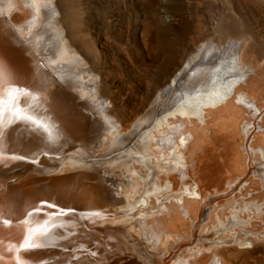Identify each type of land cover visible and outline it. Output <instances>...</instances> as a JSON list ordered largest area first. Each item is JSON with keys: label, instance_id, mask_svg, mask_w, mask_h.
I'll return each mask as SVG.
<instances>
[{"label": "bare ground", "instance_id": "obj_1", "mask_svg": "<svg viewBox=\"0 0 264 264\" xmlns=\"http://www.w3.org/2000/svg\"><path fill=\"white\" fill-rule=\"evenodd\" d=\"M43 1L48 8L47 23H52L46 31L36 25L42 22L39 0H0L11 13L26 16L28 10L34 12L24 21L26 25H14L8 19L2 25L0 20V264H17V260L21 264H152L172 230L162 217L132 213L140 204H149L151 194L160 192L154 179L160 167L153 166V154L146 147L152 142L161 151L166 149L167 156L171 149L170 156L163 154L162 160L185 177L195 170L201 153L194 132L205 131L216 117L234 121L243 112H253L250 121L239 128L242 148L238 153L244 155L242 176L248 169L264 184V113L255 101L262 92L264 58L249 37L230 38L227 29L220 28L217 42L202 43L169 75L168 57L161 67L166 85L147 117L151 128L138 137L136 146L98 159L91 154L92 142L85 136L93 132L90 127L101 122L102 112L110 105L98 72L101 56L96 40L80 24L76 0ZM221 22L225 25L230 20ZM110 121L111 134L120 137L121 126L112 117ZM255 133L261 136L260 146L253 142ZM84 140L89 146L81 149ZM136 165L142 170L137 171ZM110 173L118 178L125 205L114 216L109 214L105 182ZM139 182L144 188L134 208V203H128L127 188ZM197 189L186 188L193 200L199 197ZM179 209L184 232L188 214L183 207ZM255 209L264 222V201ZM121 225L132 227L127 234L134 242L121 233ZM94 226L101 235L93 233ZM69 229L81 247H63L68 244ZM29 234H34L33 243L39 247H22ZM126 237L130 254L124 261L117 256L111 259L112 253L124 248ZM141 238L146 243L157 242L159 248L145 255ZM190 238L191 234L186 242ZM197 243L196 239L193 244ZM78 249L83 252L80 261L70 257ZM204 256V248L188 244L167 261L199 264ZM212 264L223 263L214 257Z\"/></svg>", "mask_w": 264, "mask_h": 264}, {"label": "rangeland", "instance_id": "obj_2", "mask_svg": "<svg viewBox=\"0 0 264 264\" xmlns=\"http://www.w3.org/2000/svg\"><path fill=\"white\" fill-rule=\"evenodd\" d=\"M76 1L80 24L86 25L90 38L96 40L95 48L101 56L98 72L103 83L104 98L110 105L102 112L101 122L90 127L93 132L85 136L89 144L92 142L91 154L98 159H101L100 156L109 159L130 146H136L138 137L151 128L152 124H148L147 117L154 111L152 103L156 95L166 85L167 76L161 67L168 57H171L166 70L169 75L202 43L217 42L219 29L226 28L230 38L249 37L259 47V56L264 58V0ZM37 5L40 6L42 22L36 25L42 26L46 31L52 24L47 23L48 8L43 0H39ZM5 8L0 3L2 25L4 19L10 20L14 25H26L24 21L34 14L33 9L23 16ZM8 12L9 17L5 16ZM224 18H228L232 24H221ZM5 24L12 30L7 21ZM46 34L43 32L42 37ZM259 88L262 92L255 101L264 113V77ZM86 100L88 98L84 97L82 102L86 103ZM108 112L110 116L107 115ZM252 115L253 112H243L234 121H229L224 116L216 117L209 121L205 131H195L194 136L200 144L201 153L197 167L189 170L185 177L178 170L170 169L166 161L162 160L163 154L167 156L166 149L161 151L152 142L146 147L153 154V166L160 167L157 177H154L160 192L151 194L150 203L140 204L137 212L133 209L132 213L144 214L147 218L162 217L170 222L172 230L168 232V238H164V246L159 255L154 256L152 264H168L172 261H167L170 255L188 244L205 249V256L199 264H212L214 257L220 258L223 264H264V239H261L264 222L255 209V206L264 201V184L260 183L257 173L253 175L248 169L246 176H242L244 155L240 156L238 153L242 148L239 128L244 121H250ZM110 117L121 126L120 137L111 134ZM140 122L142 124L138 125ZM99 130L101 132H96ZM253 140L254 144L260 146V134L255 133ZM88 143L84 140L81 149H86ZM170 152L171 149L168 151L169 156ZM233 165H236L235 169ZM136 166L137 171L142 170L141 166ZM116 169L119 170L114 168ZM117 179L114 173H110L105 180L109 190L110 216H114L113 212L120 211L125 206ZM196 186L199 197L193 200L186 188L193 190ZM143 188L141 182L135 188H127L129 204L134 203ZM133 206L135 208V203ZM179 206L188 214V229L184 232L183 224L178 220H181ZM120 227L123 235L132 233V227ZM93 228L94 234L101 235L97 227ZM175 232L183 236L179 235L178 238ZM67 234L68 244L63 247H81L71 229ZM189 234L191 238L186 242ZM195 237L197 244H193ZM145 240L141 238L140 243L144 246L142 251L148 256L150 250L159 246L157 242L146 243ZM132 241L134 242L133 239ZM124 245L116 255L112 253L110 258L117 256L124 261L132 249L127 237ZM58 246L60 247L59 244ZM82 254L81 249H78L70 257L80 261Z\"/></svg>", "mask_w": 264, "mask_h": 264}, {"label": "snow or ice", "instance_id": "obj_3", "mask_svg": "<svg viewBox=\"0 0 264 264\" xmlns=\"http://www.w3.org/2000/svg\"><path fill=\"white\" fill-rule=\"evenodd\" d=\"M13 158H16V157H13ZM20 158H22V157H20ZM36 211H39V209H36ZM29 215H32V213H29ZM5 223H7V222H5ZM33 237H34V234H29L24 239L22 247L25 249H28V250L39 247V245L33 243ZM17 264H21V262L19 260H17Z\"/></svg>", "mask_w": 264, "mask_h": 264}]
</instances>
